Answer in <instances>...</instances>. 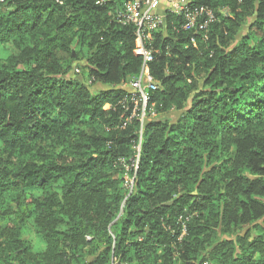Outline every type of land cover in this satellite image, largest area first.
Listing matches in <instances>:
<instances>
[{"label": "trees", "instance_id": "obj_1", "mask_svg": "<svg viewBox=\"0 0 264 264\" xmlns=\"http://www.w3.org/2000/svg\"><path fill=\"white\" fill-rule=\"evenodd\" d=\"M129 1L0 0V264H264V0L166 12L143 125Z\"/></svg>", "mask_w": 264, "mask_h": 264}, {"label": "built area", "instance_id": "obj_2", "mask_svg": "<svg viewBox=\"0 0 264 264\" xmlns=\"http://www.w3.org/2000/svg\"><path fill=\"white\" fill-rule=\"evenodd\" d=\"M166 4L167 12L183 17L186 20L185 30H193L198 19L206 15L207 21L214 20L213 14L203 8L191 7L186 0H130L123 12L119 13V22L124 26H133L136 30V49L135 54L143 59V66L141 73L133 80L123 85L128 91V96L122 101L124 108L126 105L132 104L133 109L128 117V122L137 118L143 125L148 111V104L151 93L155 92L159 86L154 82L150 70L149 63L154 60V55L151 50L147 48V41L151 35L158 31L165 23L166 14L160 12V7ZM194 44V40L192 41ZM140 142L136 147L135 157L132 159L127 170L136 171L138 169L142 130L140 132ZM133 180H131V185ZM185 229V226H183Z\"/></svg>", "mask_w": 264, "mask_h": 264}, {"label": "rangeland", "instance_id": "obj_3", "mask_svg": "<svg viewBox=\"0 0 264 264\" xmlns=\"http://www.w3.org/2000/svg\"><path fill=\"white\" fill-rule=\"evenodd\" d=\"M80 66H82V64L78 65V68L76 69L77 71L75 70V74H76V77L77 76H81L80 78L82 79L83 71L81 70ZM78 73H81V74H78ZM105 108L108 109L109 107L107 106ZM174 113L168 114L165 118L166 119H171L170 121L173 123L174 121L178 120V118L180 116L179 112L176 113V114H174ZM122 177L124 179V183L123 184L125 185V190H126L125 192H130L132 190L131 188L133 187V185L130 186L131 185V180H133V184H134V179L132 178V174L129 171H127V172L122 173ZM33 240L35 241V249H36V251L37 252H41L43 250V247H44L43 244L39 243V240L36 239V237H33Z\"/></svg>", "mask_w": 264, "mask_h": 264}, {"label": "crops", "instance_id": "obj_4", "mask_svg": "<svg viewBox=\"0 0 264 264\" xmlns=\"http://www.w3.org/2000/svg\"><path fill=\"white\" fill-rule=\"evenodd\" d=\"M160 12L163 14H166L167 10H166V4L165 3L160 7Z\"/></svg>", "mask_w": 264, "mask_h": 264}, {"label": "water", "instance_id": "obj_5", "mask_svg": "<svg viewBox=\"0 0 264 264\" xmlns=\"http://www.w3.org/2000/svg\"><path fill=\"white\" fill-rule=\"evenodd\" d=\"M159 86V85H158ZM169 204H167L166 206H168Z\"/></svg>", "mask_w": 264, "mask_h": 264}]
</instances>
